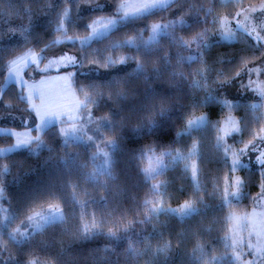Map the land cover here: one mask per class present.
<instances>
[{"label":"trees","instance_id":"16d2710c","mask_svg":"<svg viewBox=\"0 0 264 264\" xmlns=\"http://www.w3.org/2000/svg\"><path fill=\"white\" fill-rule=\"evenodd\" d=\"M179 1L169 8L167 16L183 17L186 31L197 21L194 12L191 16L193 10L183 12ZM64 3V0H0V84L12 57L28 45L54 39L55 30L51 31V26L57 14L65 9ZM211 9L218 11L215 6ZM80 15H73L74 25ZM170 29L150 45L154 48L148 55L144 48L135 51L123 47L144 63L145 71L137 75H129L135 69V60L111 69L89 67L93 61L103 63L105 53H92L97 47L95 42L87 48L77 44L79 56L87 55V60L79 70L86 75L76 76L75 83L79 91L80 84H98L100 95L93 94L95 103L89 104L96 114H110L111 123L106 130L113 131L118 140L114 150L117 159L108 173H92L89 158L92 147L81 141H63L56 125L44 131V143L36 151L24 148L0 156L2 176L9 179L3 185L7 193L2 203L14 217L20 216L24 208L52 202L59 203L64 213L63 220L51 221L42 231L15 240L2 228L6 222L9 229L10 221H4L0 207V264H29L30 259L47 264H234L229 255L219 260L211 257L218 250L228 251L223 237L229 212L247 209L251 204L250 196L258 191L260 172L257 167L240 168L238 172L244 178L242 197L223 202L222 181L231 169L229 158L215 142V124L229 112L237 115L240 131L231 139H236L233 143L238 145L253 139L264 126L262 103L254 108V98L242 94L245 72L264 57V45L245 34L226 40L216 32L205 47L200 45L201 52L193 50L197 52L196 58L188 60V48L193 47L171 42L170 34L176 37L178 32ZM128 78L135 83L129 80L125 84ZM115 79L120 83H114ZM6 90L19 97L16 84H9ZM84 92L80 91L83 98ZM224 100L231 101L233 107L228 108L222 103ZM19 101L21 108L3 98L0 111L26 110L22 107L26 101ZM194 113H206L208 118L197 129L202 134L198 186L188 171L176 164L172 168L175 171L166 170L162 174L163 191H160L168 204L191 199L198 209L182 217L165 210L153 211V205L147 201V190L152 188L143 170L144 150L148 145H177L183 137L180 131L184 119ZM3 136L0 138L4 143L10 142V137ZM11 155L17 157L14 162L10 161ZM129 174L136 180L131 186L125 184Z\"/></svg>","mask_w":264,"mask_h":264},{"label":"rangeland","instance_id":"374dc122","mask_svg":"<svg viewBox=\"0 0 264 264\" xmlns=\"http://www.w3.org/2000/svg\"><path fill=\"white\" fill-rule=\"evenodd\" d=\"M97 2L104 3L105 0H79L78 4L74 3L73 0H68L67 3L64 4H66L65 8H67L68 12L71 14H68L67 17H63L61 15V19L64 22V31H55L52 36L54 39L59 38L61 43L54 45L51 48H46V45L50 44L52 40L45 39L41 43L28 45L9 60L4 80L0 84V104L1 100L6 97L7 100H10V103L8 104H17L16 107L21 108V103H19V99H21L26 101V105L22 104V107H25L26 110L0 111V135L11 138L10 142L8 143H4L0 138V142L4 143H0V156H5L9 153H14L16 150L24 148L28 151H36L37 148L44 143V131L49 126L56 125V130L63 141H81L92 147L89 154L91 164L93 165L91 170L92 173H108L110 171L111 163L117 159L114 150L118 144V140L113 135V131L110 133L106 130V127L109 125V123H111L110 114H105L102 112L96 114L91 104H88L87 108L81 109L79 111L78 118L72 121L67 120L63 116H57L53 118L51 122L41 121L40 119V116L46 112H61L63 104L73 93L79 97L80 100H84L75 83V80H60V77H68L70 72H76L78 71L77 69H57L56 67H53L47 72H42L39 71L35 65L29 63L27 68H21L19 75L9 72L10 62L17 59V57L28 54L30 50L32 54L47 57L46 59L41 60L39 65L40 69L45 68V66L48 65L50 61L54 60L59 55H62L64 52H67L72 56L79 57L80 52L77 44H79V46L81 44L78 43V41L75 43V45H72L73 43L71 41L64 40L65 35L69 37H79L82 40L90 33V29L85 25L91 23L93 19L103 16H112L117 3L143 5L154 3L155 0H107L109 4L113 5V7L105 8L103 11L94 10L93 5ZM179 5L184 8L183 12H190L193 10L191 16L194 12L193 17L195 18V21H197L195 24H193L192 28H189L186 31H184L185 21L183 24H173L171 27H169L171 28L170 32H173V29L175 28V30L178 32V36L188 41L189 46L193 47L192 49L188 48L187 58H196L195 54L197 52H194L193 50L201 52V48L206 46V44L202 43L200 48V46L197 47L195 43H192L194 38H196L199 33L206 32L207 40L212 38L213 34L216 35V32L220 34L219 23L217 21L218 19L223 18L228 19L229 26L233 28L236 38L239 34H245L248 35L253 41L264 45V27H261L264 25V0H253L250 2L242 0H230V2L229 0H181L178 2V6ZM214 6L216 9H218V11L209 12L208 10ZM126 10L139 11L140 9L129 8ZM170 10L171 9H168L167 12L163 10L152 11L154 12L152 15L149 14L150 12H148L139 18L130 17V20L127 22H122L120 30L114 32L110 39L103 40L102 43H97L96 49H100L102 53H105L103 56L111 57L117 61L123 57L133 56L127 53L123 47L110 49L108 45L114 42L119 43L126 37H135L137 44H139L141 42L140 38L136 36L139 29H145L146 26L153 23H158L161 25L169 24L170 21L178 19H173L172 17L167 16ZM75 13H80L81 15L79 16L80 18H77L78 20L76 19L77 22L75 21L76 24L74 25V19L72 17H74L73 15H75ZM64 18L66 20H64ZM70 19L72 22H70ZM66 21L68 22L66 23ZM56 22L57 19H53L51 26V31L53 32L56 28ZM125 23L126 25H123ZM241 24H244V26L248 28L249 32H252V35L242 31L240 28ZM76 25L81 27H75ZM181 25H183L182 29L180 27ZM169 28L167 30H162L157 36V39L163 33L169 32ZM253 29H255V31H253ZM57 33L60 35H57ZM170 35H172V39L173 34ZM150 36L151 32L145 31L143 33V40L148 41ZM175 36L179 38L177 35ZM220 36L223 37L221 34ZM171 42H173V40H171ZM42 50L44 51L42 52ZM190 52L194 54H190ZM226 70L228 71V69ZM239 72L241 73L242 71ZM129 80L130 79L128 78L126 81H124V83H129ZM41 81H43V83H40ZM242 81V94L253 97V105H259L262 103V112L264 113V96H261L260 92L257 91L259 88H264V57L245 72V78ZM11 83L16 84L19 97L7 93L6 88ZM130 83H135V81L130 80ZM96 85L98 86V84ZM37 88L39 90L38 92L36 90ZM84 90L92 95L95 94L92 93V89H89L87 85L84 86ZM21 93L23 95H21ZM93 96L95 98V95ZM109 98L113 100L112 95H109ZM133 106L134 105H132V107ZM201 116L205 117V122L199 126L194 124L191 128H189L188 121H196ZM104 117H108V119H104ZM229 119L236 122L235 126L238 127L240 131L238 116L232 112L220 117V119L215 124V142L220 147L221 152L229 158L231 169V173L226 175L222 181L221 197L223 202L230 203L231 201L239 200L242 197L244 178L241 176V173L238 172L240 168L257 167L260 172V177L257 181L258 191L250 196L252 202L247 207V209L230 210L229 212L228 227L223 237L224 243L228 247V251L220 253V250H218L213 253L211 258L219 260L222 256L229 255V259H231L234 264H264V164L260 163V161L264 159V126L260 131L256 132L253 139H250L243 145H238V143H233L236 139L233 141L231 138L239 131H236L233 128L232 124L229 123ZM207 121L208 118L206 113L191 114L183 121V126L180 131L181 135L183 134V137L178 141L179 143L177 145L172 147L154 145L146 146L143 154L145 158L143 170L147 178L150 180L149 184L152 188V191L157 192L152 193V191H149V189L147 190V201L150 200V205H159V210L175 213L181 217L198 209L197 204H195L194 201L192 202L191 199L185 201L192 202V207L194 210L188 211L186 213H181L179 211L185 201L177 205L166 203L164 201L166 198H163V195L161 194V191H163L164 181L162 174L166 170L175 171L172 168H174L176 164H180L188 171L190 178L194 182V185L198 186L199 178L197 175L199 170V137H202V134L199 130L197 132V129L204 126ZM30 137L32 138L31 141L29 143H24V140ZM36 137H39V140H37ZM17 140H20L21 142L17 144ZM194 144L196 145L195 151H193ZM153 153L156 156H161L163 154V160L162 163L156 167L155 171L149 173L146 172L145 169L148 167V157L152 156ZM232 153H236V155L239 157L240 165L242 166L233 167ZM180 157H183V159ZM15 158H17L16 155L15 157L11 155L10 161L14 162ZM193 160L197 164V174L195 176H193L190 167V163ZM4 162L7 163L8 159H6ZM5 163L3 164L4 166H6ZM10 165L13 164L11 163ZM3 170L4 169L1 168L0 176L3 175ZM120 174L123 175L122 172ZM3 176L0 177V207L2 208L1 212L3 213L2 215L4 221H6V219L10 221V228H6V222L3 224L2 228L7 231L8 235H10L13 239H24L31 233L37 231L33 216L36 213L50 215L48 209L49 204H58L62 209L59 203L52 202L48 204H42L34 208H24L25 211H22L20 216L14 217V213H11L7 206L2 203V198H4L5 194L7 193H5V188L3 185L7 182V180H9L6 177L5 179ZM237 177L243 182L242 186L237 187L235 183ZM48 181L49 179L47 182ZM126 181L127 182L125 184L131 186L136 180L132 175L129 174L128 180ZM237 191L239 192L238 196L234 195V193ZM10 215L12 217L11 219H9ZM35 220L38 221L39 216H35ZM51 221L56 220L50 219L49 222ZM29 264L47 263L42 262L41 260L38 261L36 259H30Z\"/></svg>","mask_w":264,"mask_h":264},{"label":"snow or ice","instance_id":"6c2138e0","mask_svg":"<svg viewBox=\"0 0 264 264\" xmlns=\"http://www.w3.org/2000/svg\"><path fill=\"white\" fill-rule=\"evenodd\" d=\"M74 3L78 4L79 0H73ZM230 2V0H229ZM65 3H67V0H65ZM176 3V0H155L154 3L150 4H143V5H128L125 3H117L115 6V11L113 12L112 16H103L99 17L97 19H93L91 23L86 24L85 26L90 29V33L88 36L84 37L82 40L79 37H69L65 35L64 40L65 41H71L73 44H75L77 41L84 46L85 48L90 47L93 42L95 43H102L103 40L110 39L111 35L120 30L122 26V22H127L129 18H139L143 16L145 13L152 12V11H167L173 4ZM113 5L109 4L107 0H105L104 3H95L93 5L94 10L98 11H103L105 8H112ZM137 9L139 8V11H128L126 9ZM209 12L212 11V9L208 10ZM61 15L63 17L68 16V10L65 8L62 10V13L57 14V22H56V28L55 31L57 32H63L64 31V22L61 19ZM72 22V21H70ZM219 23V30L220 34L226 39V40H231L236 38V34L233 30L232 27L229 26V21L227 18L223 19H218L217 21ZM184 19L183 17L178 18L177 20L170 21L169 24L161 25L158 23H153L148 26H146L145 29H139L137 31L136 36L140 38V43L137 44L136 38L132 37H126L123 41L119 43H112L108 45V47L112 49H116L119 47H131L135 51H138L140 48H144L145 55H148L150 53V50L153 49L154 47H150V45H154L155 42L157 41V36L160 34L162 30H167L169 27H171L173 24H183ZM261 27H264L262 25ZM240 28L242 31L247 32L249 35H252V32H249L248 28L244 26V24L240 25ZM15 31V30H13ZM24 31H27V29H24ZM145 31H150L151 36L149 37L148 41L143 40V33ZM255 31V29H253ZM259 39V37H258ZM25 40H27V37H25ZM173 43H179L180 46L182 47H189V42L184 40L182 37H172ZM61 43L59 38L53 39L50 44L46 45V48H51L54 45H57ZM192 43H195L197 47H199L202 43L206 44L207 43V36L206 32H201L199 35L194 38ZM44 50H42L43 52ZM100 52V49H94L93 54ZM46 56H37L35 54L31 53V50L29 51L28 54L24 56L17 57V59L13 60L10 62L9 65V72L10 73H15L16 75H19L21 68H27L29 66V63L33 64L36 66V68L39 71L42 72H47L53 67H56L57 69L59 68H64V69H77L78 71L76 72H70L68 77H60V80H75L76 76H85L86 73L79 71L80 69H83L87 60V55H81L79 57L77 56H72L67 52H64L62 55H59L56 57L54 60L50 61L48 65L45 66V68L40 69V61L42 59H46ZM2 59V58H0ZM184 59V58H181ZM188 60H194L195 57H188ZM102 60L104 61L101 63L99 60L93 61L92 63L89 64V67H95L97 69L100 68H106V69H111V68H116L121 65L127 64L128 61L135 60V69L132 73H129V75H137L139 73H143L145 71V65L141 60H138L136 57L133 56H127L121 58L119 61L116 59H113L108 56H103ZM76 82V80H75ZM40 83H43L41 81ZM114 83L119 84L120 81L118 79L114 80ZM88 88L92 89L93 92L96 95H100L97 85L95 82H89L88 83ZM199 86L198 82L197 85ZM35 87V86H33ZM37 92L39 91L38 88L36 89ZM80 91L84 92V86L83 84H80ZM257 91L260 92L261 96H264V88H259ZM21 95H23L21 93ZM120 95H123V93H120ZM42 97V95H41ZM30 98V97H29ZM89 103H95V98L92 94L84 92V100H80L79 97H77L74 93L66 100V102L62 106V111L61 112H46L40 116L41 121H47L51 122V120L57 116H63L67 120L72 121L76 118H78V113L81 109L87 108V105ZM223 104H225L228 108L233 107V104L231 101L224 100L222 101ZM252 107H257V105H252ZM104 119H108V117H104ZM205 122V117L201 116L198 118V120H189L188 121V126L191 128L194 124L199 126L200 124H203ZM229 123L232 124L233 128L236 131H239V128L236 127V122L229 119ZM31 137L27 138L24 140V143H29L31 141ZM37 140H39V137H36ZM21 141L17 140V144H19ZM196 145H193V151H195ZM179 155V154H178ZM232 163L233 167L236 166H242L240 165V160L239 157L236 155V153H232ZM183 159V157H180ZM163 160V154L161 156H156L154 153L152 156L148 157V167L145 169L146 172H153L156 170V167L162 163ZM260 163L264 164V159L260 161ZM191 171L193 176L197 174V164L193 160L190 163ZM237 187L242 186V181L240 178H236L235 181ZM234 195H239V192H235ZM149 203H151L149 201ZM50 215H43L41 213H36L33 216V220L35 223V226L38 231H42L44 227L47 225L49 220H63V211L60 208L58 204H49L48 206ZM153 211H159V205H153L152 206ZM192 207V202L185 201L182 207L179 209L181 213H186L188 211H193ZM35 216H39V220H35ZM42 221V222H41Z\"/></svg>","mask_w":264,"mask_h":264},{"label":"water","instance_id":"95a60500","mask_svg":"<svg viewBox=\"0 0 264 264\" xmlns=\"http://www.w3.org/2000/svg\"><path fill=\"white\" fill-rule=\"evenodd\" d=\"M40 63H41V61H40Z\"/></svg>","mask_w":264,"mask_h":264}]
</instances>
